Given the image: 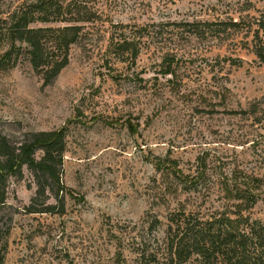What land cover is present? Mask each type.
<instances>
[{
	"label": "rangeland",
	"instance_id": "rangeland-1",
	"mask_svg": "<svg viewBox=\"0 0 264 264\" xmlns=\"http://www.w3.org/2000/svg\"><path fill=\"white\" fill-rule=\"evenodd\" d=\"M253 1L250 13L260 15L264 0ZM228 6L0 1V24L11 12L27 14L47 53V65L34 68L17 43L15 65L0 69V132L20 139L65 128L68 187L64 213H30L33 173L24 167L22 179H10L0 208V264H168L166 229L179 211L264 224V61L252 32L215 35L205 25L227 20ZM120 24L131 37L145 28L135 63L110 52ZM69 26L79 28L68 36L70 62L44 84ZM169 63L173 75L162 73ZM48 202L57 201L51 195ZM157 247L159 261L151 263L143 249ZM188 263L202 264L196 256Z\"/></svg>",
	"mask_w": 264,
	"mask_h": 264
},
{
	"label": "trees",
	"instance_id": "trees-1",
	"mask_svg": "<svg viewBox=\"0 0 264 264\" xmlns=\"http://www.w3.org/2000/svg\"><path fill=\"white\" fill-rule=\"evenodd\" d=\"M1 1V0H0ZM227 2V20L205 21L212 33L252 32L253 50L260 61H264V12L260 15L250 13L257 9L253 0H225ZM232 12H239V18ZM31 20L25 13L11 12L0 24V47L8 45L0 54V69L14 66L17 57L14 50L17 43L25 44L30 61L34 68L47 65L46 42L41 30L29 26ZM195 23L185 22V26ZM124 30L112 34L110 52L120 60L135 63L141 52V38L129 36L128 24H120ZM77 26H69L64 30L63 40L57 50L60 56L53 60L44 71V84L51 83L70 62L68 36L76 34ZM75 31V32H74ZM71 42L75 41L70 40ZM169 63L162 73L175 74ZM42 152L40 157L38 152ZM66 151L65 128L27 132L20 139H13L0 132V208L6 205L7 187L10 179H22L24 167L34 176L37 190L29 205L25 207L30 213H64L65 198L68 187L62 174L64 154ZM56 199L55 204L48 202L50 196ZM154 226L161 224L156 218ZM151 263L159 261L157 247L149 252ZM168 264H189L196 256L202 264H264V224L250 221L249 218L232 220L228 215L204 217L201 212L179 211L171 214L166 229L165 248Z\"/></svg>",
	"mask_w": 264,
	"mask_h": 264
}]
</instances>
